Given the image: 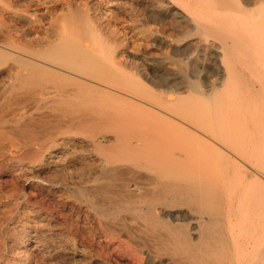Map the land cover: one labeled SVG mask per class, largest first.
I'll return each mask as SVG.
<instances>
[{"label": "bare ground", "instance_id": "6f19581e", "mask_svg": "<svg viewBox=\"0 0 264 264\" xmlns=\"http://www.w3.org/2000/svg\"><path fill=\"white\" fill-rule=\"evenodd\" d=\"M0 264H264V0H0Z\"/></svg>", "mask_w": 264, "mask_h": 264}]
</instances>
